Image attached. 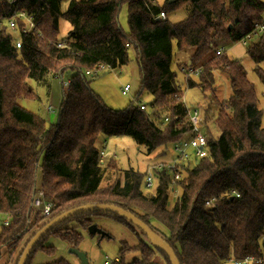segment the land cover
Returning <instances> with one entry per match:
<instances>
[{
    "label": "trees",
    "instance_id": "obj_1",
    "mask_svg": "<svg viewBox=\"0 0 264 264\" xmlns=\"http://www.w3.org/2000/svg\"><path fill=\"white\" fill-rule=\"evenodd\" d=\"M64 4L68 8L64 9ZM124 4L128 5V32L118 20ZM182 8L189 10L182 22L167 18ZM15 10L31 16L35 28L23 35L25 22L18 19L15 32L0 29V216L9 221L8 225L1 222L0 259L2 250L22 242L33 222L37 229L31 238L69 210L112 204L158 233L180 264H233L232 260L244 261L249 256L263 260L253 264H264L262 110L257 107V94L245 68L228 58L216 43H240L261 21L264 0H165L163 7L154 0H17L13 5L0 0V16ZM161 13L166 14V20L157 19ZM61 18L70 23L71 31L60 41ZM17 41H21L19 49ZM61 42L65 45L58 48ZM174 46L177 56L191 51L192 63L211 65L224 75L231 94L225 104L219 102L217 78L210 69H204L198 80L190 79L189 89L199 88L215 98L218 110L213 120L220 135L207 139L208 157L186 168V176L177 184L180 197L168 208L169 194L176 187L173 176L163 170L157 175L155 192L145 193L147 172L128 169L121 177L114 159L103 165L100 153L104 148L99 150V138L127 137L138 151L144 149L151 155L193 135L186 118L184 92L176 88L170 72L177 61ZM247 46L264 85V70L259 66L264 61V34ZM130 48L136 51L139 66L137 97L143 90L153 95L151 114L133 103L123 110L107 107L91 89V77L86 75L101 64L112 69L127 66ZM214 49L223 52L216 55ZM213 52V58L207 59ZM188 65L186 61L177 66ZM69 71L73 75L67 90L62 91L56 123L47 127L43 117L19 105V98L35 97L28 80L47 85L50 79ZM204 131L205 127L206 135ZM161 153L166 157L165 150ZM104 181L108 185L104 186ZM40 190L53 204L47 219L34 205ZM208 201L212 202L210 208ZM96 217L112 218L127 226L137 240L134 246L123 242L112 264H171L166 254L152 247L144 233L127 220L101 212L71 217L52 229L26 264L38 250L54 252L53 247L44 246L51 235L76 248L83 236L78 230L88 231ZM130 251L139 256L126 261ZM51 264L70 263L58 260Z\"/></svg>",
    "mask_w": 264,
    "mask_h": 264
},
{
    "label": "rangeland",
    "instance_id": "obj_2",
    "mask_svg": "<svg viewBox=\"0 0 264 264\" xmlns=\"http://www.w3.org/2000/svg\"><path fill=\"white\" fill-rule=\"evenodd\" d=\"M158 6L163 7L165 0H154ZM64 9L68 8L67 4H64ZM189 14V10L182 8L168 14V19L173 23H180L182 20L186 19ZM128 5L124 4L121 10V14L118 18L120 26L125 32L129 31L128 26ZM59 25V40H63L68 36V33L71 31V25L68 21L63 18L60 19ZM261 36L254 38L253 42H258ZM217 46L224 49L226 55L231 60H236L242 64L247 73V78L252 82L255 88V93L257 94V107L262 110L261 123L264 128V85L256 73L257 65L251 60L247 54L248 46H244L241 43H235L231 41H217ZM210 45V44H209ZM174 58L175 65L183 64L188 60H191L192 52H183V54L177 56V49L174 46ZM130 61L127 66L122 67V69L107 70L102 72L94 77L89 78L91 83V89H93L99 97L102 98L104 103L115 110H123L132 103L133 100L138 104H143L146 107V112L151 114V109L149 108L154 100L153 95L143 90L137 97L140 91V74L139 66L136 62V51L133 48L129 49ZM213 50V49H212ZM213 54L209 55L207 59H212ZM194 64V62H193ZM200 65V63H195ZM259 66L264 70V61L259 64ZM179 68V66H177ZM204 69H210L212 73L215 72L217 83L215 85V93L219 102L223 105L226 103L227 99L230 96V83L227 78L220 74L217 70L213 69L211 65H205ZM181 69V68H179ZM73 75L72 72H66L62 77L58 76L56 78L50 79L49 84H40L33 80H28L29 90L33 91L35 97L32 99L19 98L18 103L20 106L30 111L31 113H36L43 117L46 120L47 127L51 124L57 122V112L62 103V91L67 90L68 85L67 81ZM199 78V77H197ZM197 78H194L198 80ZM189 83V82H188ZM130 86V91L127 94L123 93V88L125 86ZM183 91V103L188 109L198 108L202 111V127H205V137L215 139L220 135V131L214 124L213 117L217 112L218 104L215 101V98H210V94H204L201 89L193 88L189 89L188 84L179 88ZM52 106L55 109V112L50 113L47 108ZM209 112V113H208ZM164 113L161 114L163 116ZM204 115V118H203ZM164 117V116H163ZM162 117V118H163ZM187 118V115H186ZM188 120V118H187ZM204 120V122H203ZM189 122V120H188ZM165 124L167 122H164ZM164 126V125H163ZM204 134V133H203ZM104 148L105 158L104 164L109 162L110 159H114L117 163V167L120 169L121 177L125 170L133 169L137 172L145 173L148 171V168L155 166L157 164H166L170 163L177 159V152L175 151V144L170 143L165 148L158 149L155 153L151 155H146L144 149L138 151V147L135 142L130 138H109L105 140L103 137L99 138V150ZM165 150L167 152L166 157L162 156L161 151ZM197 163L186 161L183 165L178 167L176 171H179L183 178L186 176V168H192ZM172 175L171 171L166 170ZM147 175V174H146ZM157 179L154 183V188L147 189L143 187L145 193H154L156 190ZM114 180V179H113ZM176 184L175 190L171 191L168 198V208H172L177 202V198L180 197L181 188L178 186V182L173 183V186ZM103 185H108V181H104ZM208 207V206H207ZM211 205L208 207L210 208ZM4 220H7L6 216H0V231ZM43 220V219H42ZM93 225L97 226L102 232L107 234V237L101 239V234H96L92 236L89 230H78L81 233L82 240L80 244L76 247L80 252L82 251L87 255L88 264H104L108 262L112 264L113 261L118 259L119 251L121 249L122 243H128L130 246L137 244L135 235L131 230L126 226L118 223L114 219L105 218V217H96L93 218ZM74 226V224H73ZM37 229L36 225L31 223L30 229L22 242L13 249L2 250V258L0 259V264H16L17 260L22 253V249L27 240L31 239L32 234ZM45 247H53L54 252L47 253L42 250H38L34 255L30 264H51L58 260L68 261L70 264H81L80 260L71 252V244L67 240H63L56 235H51L44 244ZM138 252L130 251L126 255V261H130L135 257H138Z\"/></svg>",
    "mask_w": 264,
    "mask_h": 264
},
{
    "label": "built area",
    "instance_id": "obj_3",
    "mask_svg": "<svg viewBox=\"0 0 264 264\" xmlns=\"http://www.w3.org/2000/svg\"><path fill=\"white\" fill-rule=\"evenodd\" d=\"M10 5H13L17 0H8ZM262 19L259 21L255 26L254 29L251 31L250 34H248L243 40L240 42L242 45L247 46L249 45L254 38L258 37V35L262 36L264 34V13L262 14ZM166 14L161 13L157 19H163L166 20ZM21 19L25 22L24 27L21 30V33L23 35H26L29 33L31 28H35V24L32 21V17L28 16L26 12L20 11V10H15L13 14L11 15H2L0 16V29L1 28H7L10 32H15L16 29L18 28V23L17 20ZM65 43L61 42L57 44L58 48L64 47ZM16 47L19 49L21 48V41L16 42ZM210 48H215L214 44L210 45ZM216 51V55H221L223 50L222 49H214ZM190 61V60H189ZM188 61V66L183 67L179 69L177 65L173 64L170 67V72L173 74V82L176 86L177 89L182 88V86L185 84H188L190 79H194L199 77V75L203 72L204 66L203 65H196L193 64L191 61ZM107 70H114L110 66H104V65H98L92 71H88L86 73L87 76L94 77L102 72H106ZM69 81H67V85H69ZM130 91V86L127 85L123 88V93L127 94ZM132 103L140 108L142 111L146 110L145 105L143 104H137L135 100L132 101ZM185 110H186V115L189 120V123L193 127V135L185 139V141H182L178 144L175 145V151L177 152V159L164 164H157L155 166H151L148 168L147 175L144 179V187L147 189H152L154 188V183L156 181L157 175H159L163 170H168L172 172L173 176V183H176L178 181L183 180V175L179 172L176 171V169L186 161H191V162H198L203 158L208 157V140L203 134V127H202V111L201 109L198 108H192L188 109L185 104H184ZM47 110L50 113L55 112V109L52 106H49ZM146 112V111H145ZM168 120L165 119V122ZM105 156V151H102L100 153L101 157V162L104 163L103 158ZM239 196V195H237ZM212 204L211 201H208L206 205L209 207ZM34 205L38 208L39 213L42 218L47 219L50 217V213L53 208L52 202L48 201L45 197V194L42 190L38 192V194L35 197L34 200ZM3 224L8 225L9 221L4 220ZM262 263V259H257L255 257L249 256L248 258L244 259V261H236L232 260L233 264H253V263ZM104 264H109L108 262H105Z\"/></svg>",
    "mask_w": 264,
    "mask_h": 264
},
{
    "label": "water",
    "instance_id": "obj_4",
    "mask_svg": "<svg viewBox=\"0 0 264 264\" xmlns=\"http://www.w3.org/2000/svg\"><path fill=\"white\" fill-rule=\"evenodd\" d=\"M174 0H170L172 2ZM113 213L117 215L120 218H123L127 220L129 223H131L137 230H139L141 233H144V235L147 237L148 241L154 248L161 249L169 259V262L171 264H180L178 261L177 255L174 252V250L169 247V245L162 239V237L158 234L153 232L148 225H146L142 220L134 216L129 211H125L124 209L115 206V205H106V204H95V205H86L81 206L80 208L69 210L65 212V214L58 216L50 221L45 227H43L41 230L37 231L35 233V236L32 237L25 248L23 249V253L21 255V258L18 262V264H26L29 257L32 255L33 250L36 248V246L41 242V240L47 236L48 233L55 227L59 226L60 224L64 223L66 220H68L71 217L83 214V213ZM90 234L92 236H96V234H101L102 237L107 236L106 233L102 232L97 226L92 225L89 229ZM71 252L80 260L81 264H88V258L85 253L82 251L80 252L76 248H71Z\"/></svg>",
    "mask_w": 264,
    "mask_h": 264
},
{
    "label": "crops",
    "instance_id": "obj_5",
    "mask_svg": "<svg viewBox=\"0 0 264 264\" xmlns=\"http://www.w3.org/2000/svg\"><path fill=\"white\" fill-rule=\"evenodd\" d=\"M189 61V60H188ZM190 62V61H189ZM1 232V231H0ZM11 264V262H9Z\"/></svg>",
    "mask_w": 264,
    "mask_h": 264
}]
</instances>
